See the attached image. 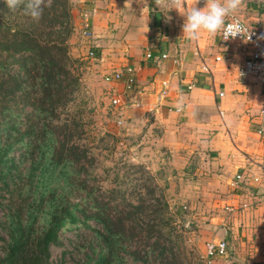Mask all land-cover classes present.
<instances>
[{
  "label": "rangeland",
  "instance_id": "obj_1",
  "mask_svg": "<svg viewBox=\"0 0 264 264\" xmlns=\"http://www.w3.org/2000/svg\"><path fill=\"white\" fill-rule=\"evenodd\" d=\"M85 1L66 0V18L55 4L45 8L41 19L51 21L54 15L57 18L49 26L40 25L41 19L36 22L25 16L23 5L10 10L5 0H0V44L14 32H28L44 42H62L66 69L76 79L70 92L63 91L62 103L48 121L50 128L38 130L34 126L33 134L26 133V128L32 120L37 121L36 112L22 103H8L9 111L2 107L4 102L0 104V146L10 143L7 169L2 168L0 180V260L7 254L14 230L32 229L29 238L22 240L30 242L45 226L48 212L56 204L81 201L87 198L88 191L109 202L111 212L132 213L133 226L140 236L134 242H152L153 237L146 239V231L156 230L157 242L163 243L166 250L161 255H157L160 247L154 251L149 264H166L170 252L178 264H240L238 253L243 255L244 251H239L238 242L251 245L256 242V233L254 228L247 230L243 225L241 203L231 201L235 191L228 183L241 169H234L224 147L212 149L227 139L215 135L214 142L219 144H214L209 137L188 134L186 129L174 134L164 132L149 109L138 112L129 104L126 95L133 87L123 91L121 82L105 83L102 75L121 69L118 63L128 56L111 42L95 43L91 31L94 12L90 19L91 38L81 37V14L92 10ZM7 54L0 47L2 82H6V75H14L21 81L22 89L17 95L20 92L35 97L33 80L25 77L23 69L18 70ZM6 84L0 85V96L8 91ZM117 95L121 100L114 104L113 97ZM10 119L13 128L9 127ZM65 125L72 140L85 152L72 169L63 162L54 165L58 158L61 160L60 153L54 154L56 140H70L69 133L62 135ZM29 140L32 143H27ZM63 177L79 182L80 189L76 192ZM252 188L243 183L237 190L246 193ZM259 202H249V211L257 209ZM249 217L260 216L253 212ZM96 229L100 230V225L92 220L65 225L58 232V243L48 247V264H94L104 252ZM221 238L227 242L226 255L207 262L205 243ZM124 262L140 264L128 256Z\"/></svg>",
  "mask_w": 264,
  "mask_h": 264
},
{
  "label": "crops",
  "instance_id": "obj_2",
  "mask_svg": "<svg viewBox=\"0 0 264 264\" xmlns=\"http://www.w3.org/2000/svg\"><path fill=\"white\" fill-rule=\"evenodd\" d=\"M86 1L94 10L95 43L111 42L128 56L118 63L120 68L133 67L135 83L126 98L134 110L149 109L169 134L186 129L214 144H219L215 135L227 139L212 149L224 147L234 169H241L243 179L235 180L236 173L228 183L236 186L231 187V201L241 203L243 225L256 233L251 245L238 242L244 254L238 253L237 261L264 264V89L254 77L238 76L248 46L233 39L222 43L219 33H201L198 40L189 41L182 35L184 17L176 9L157 7L155 0ZM238 17L252 29L264 27V0H244ZM146 53L151 56L146 58ZM243 183L253 187L251 192L237 190ZM255 201H260L253 210L258 219L249 217L253 212L248 203Z\"/></svg>",
  "mask_w": 264,
  "mask_h": 264
},
{
  "label": "trees",
  "instance_id": "obj_3",
  "mask_svg": "<svg viewBox=\"0 0 264 264\" xmlns=\"http://www.w3.org/2000/svg\"><path fill=\"white\" fill-rule=\"evenodd\" d=\"M66 0H53L56 7H60L64 18L68 17L65 7ZM51 6V7H52ZM60 15L58 14L57 17ZM43 19H45L43 17ZM41 19L39 24H53L57 21L56 15L51 21ZM1 42L2 51L8 53L12 63H17V68L23 69V74L33 80L31 84L36 89V96H30L28 93L17 95V91L21 90V81L14 75H6L5 81L2 82V65L0 59V85L7 83L8 91L0 96V104L4 102L5 110L9 111L8 103H22L28 106L31 112H36L37 121L33 120L27 125L26 133L33 134V127L38 130L44 126H48L49 122L55 117L56 108L62 103L63 91L67 89L69 92L76 83L75 77L66 69L65 63V47L62 42H44L28 32L12 34L11 38ZM16 55L15 57H13ZM29 65H27V63ZM67 94V93H66ZM10 128H13L11 119L8 121ZM52 127V124L50 123ZM49 127V126H48ZM50 128V127H49ZM52 134L54 131L51 129ZM69 133L70 140H56L54 154L60 153L58 162L54 165H61V162L72 166L78 164L80 159L85 157V152L80 150L79 146L72 140V134L67 125L63 127V134ZM40 133V131H39ZM20 139V137L18 138ZM27 143H32L29 140ZM35 147V146H34ZM10 143H5L4 147L0 146V180L2 168L7 169L8 151ZM82 152V153H81ZM72 173V171H71ZM68 186L73 187L76 192L80 189L79 182L75 183L72 178L63 177ZM64 182V183H65ZM3 184L5 182L3 181ZM86 191L87 198L78 202L66 203L60 202L48 212V217L40 232L31 237L30 242H22L28 239L30 232H24L23 228L16 229L15 234H11V241L8 243L7 254L0 260V264H48L50 244L58 243V232L65 225H76V223L86 224L87 220H92L100 225V230H94L95 235L101 240L103 245V253L100 254L94 264H124L125 256L130 257L133 262L140 264H149L154 251L160 247L161 255L166 246L157 242L158 233L156 230L146 231V239L153 237L152 242H134L140 239L137 236L139 230L135 228L134 218L131 212L123 213L111 212L109 202L98 199L94 194ZM31 227V226H30ZM155 232V234H154ZM168 251H171L170 249ZM156 255V256H157ZM166 264H178L173 252H170V259Z\"/></svg>",
  "mask_w": 264,
  "mask_h": 264
},
{
  "label": "clouds",
  "instance_id": "obj_4",
  "mask_svg": "<svg viewBox=\"0 0 264 264\" xmlns=\"http://www.w3.org/2000/svg\"><path fill=\"white\" fill-rule=\"evenodd\" d=\"M52 3L53 0H5L10 10L23 5V14L36 22L41 19L44 9L51 7ZM155 3L167 12L176 9L184 17L182 35L189 41L198 40L201 33L210 36L219 33L225 40L237 35L243 37L247 33V39H250L249 30L241 24L238 17L244 0H203V7H198L201 0H155Z\"/></svg>",
  "mask_w": 264,
  "mask_h": 264
},
{
  "label": "built area",
  "instance_id": "obj_5",
  "mask_svg": "<svg viewBox=\"0 0 264 264\" xmlns=\"http://www.w3.org/2000/svg\"><path fill=\"white\" fill-rule=\"evenodd\" d=\"M94 11L91 10L90 13H82L81 14V25H80V35L85 40H89L91 38L90 35V19L91 14ZM231 18H229L230 20ZM240 19V18H239ZM241 24L249 30V37L247 39V33L243 37L237 35L235 38L223 39L222 34H219L220 41L222 43L227 42L230 39L238 40L244 42L249 49V54L247 58L243 61L242 65L238 69L239 77L252 76L254 77L263 87L264 89V27L258 29H252L248 25H246L241 19ZM247 39V40H246ZM89 56L92 55V52L88 53ZM146 58L151 56L150 53H146ZM217 59V58H215ZM102 80L105 83H114L121 82L123 86V91H128L132 89L135 79H134V70L131 65H124L119 70H114L109 73H105L102 75ZM120 97L114 96L113 103L117 104L120 102ZM242 174L235 175V180L243 179ZM253 181L257 180L256 178H252ZM226 209H231V207H226ZM226 240L224 238L208 241L204 245L205 257L207 262H210L212 259L216 257H222L226 255Z\"/></svg>",
  "mask_w": 264,
  "mask_h": 264
}]
</instances>
